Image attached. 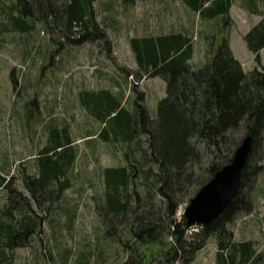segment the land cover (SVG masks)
<instances>
[{
	"label": "rangeland",
	"instance_id": "obj_1",
	"mask_svg": "<svg viewBox=\"0 0 264 264\" xmlns=\"http://www.w3.org/2000/svg\"><path fill=\"white\" fill-rule=\"evenodd\" d=\"M66 1L34 0L28 4L34 17L29 32L4 30L6 16L3 10L0 12V174L13 188L25 191L22 176L36 172L35 156L48 143L46 126L50 120L59 127H69L75 150L68 171L69 187L37 209L39 215L45 216V222L28 243L13 249V264H122L130 250L125 242L133 243L130 226L135 221L133 216L122 220L120 215H107L108 225L102 221L101 169L132 164V158L125 155L127 145L121 140L105 142L94 137L101 124L81 105L78 93L109 88L123 95L126 106L143 93L149 115L155 117L157 102L165 95V82L160 77H140L135 73L138 68L129 45L131 37L144 34L188 33L193 41L189 63L195 69L209 59L222 38H228L232 54L245 72L261 69L264 48L258 52L257 61L243 36L264 15V0H232L224 26L223 20L201 19L181 0H95L96 19L105 28L110 49L100 45L102 40L80 45L65 42L64 19H55V14L47 11L58 10ZM15 2L1 0L5 7ZM221 26V31H217ZM140 137L145 139L144 135ZM261 146L263 169L250 192L253 210L238 214L229 227L235 240L251 239L258 252L264 254V132ZM135 157L142 162V172L136 171L125 192L129 208H135L138 214L149 212L165 226L167 213L161 198L154 193L155 177L143 178L149 167L154 171L157 168L140 152ZM204 159L194 167L200 177L206 174ZM55 186L54 183L51 190ZM148 191L152 196H148ZM5 195L0 190V207L6 201ZM188 202L189 198L184 197L178 205L174 216L177 220ZM109 225H114L113 236L105 235ZM157 232L156 240L133 245L143 253L142 264H158L170 247L167 231ZM216 248L215 239L209 238L187 264H215Z\"/></svg>",
	"mask_w": 264,
	"mask_h": 264
},
{
	"label": "trees",
	"instance_id": "obj_2",
	"mask_svg": "<svg viewBox=\"0 0 264 264\" xmlns=\"http://www.w3.org/2000/svg\"><path fill=\"white\" fill-rule=\"evenodd\" d=\"M94 1L67 0L58 10L54 8L47 13H54L55 19H64L65 42L80 45L102 40L100 45L110 49L105 28L96 19ZM33 2L16 0L12 6L5 7L0 0V12L4 11L7 21L3 29L31 31L34 17L27 6ZM181 2L203 20H223V26L232 4V0ZM221 29L222 26L217 31ZM211 38L214 40L215 34ZM243 39L258 61V52L264 48V15ZM129 45L138 68L135 73L140 77H160L165 82V95L157 102L155 117L149 115L143 93H138L128 106L122 94L109 88L85 89L78 93L81 105L101 124L94 137L105 142L121 140L127 145L125 155L132 158V164L101 169L103 193L98 204L103 209L102 221H107L108 225L107 215H120L122 220L133 216L135 221L130 226L133 243L125 242L126 249L130 250L122 264H142L143 253L137 252L133 245L156 240L159 230L167 231L171 244L158 264L178 261L187 264L212 237L217 247L215 264H261L264 254L258 252L254 242L235 240L229 226L238 214H249L253 210L250 192L263 169L260 162L264 132V67L245 72L233 56L228 38H222L209 59L196 69L189 63L193 41L188 33L171 31L134 36L129 39ZM31 102L36 105L34 98ZM46 128L48 143L35 156L36 172L22 176L25 191L13 188L0 174V190L6 192V201L0 207V264H13V249L28 243L45 222V216L39 215L37 209L45 200H55L69 187L68 171L75 157L69 127L65 124L59 127L50 120ZM142 135L145 139L140 137ZM247 135L252 137L251 148L241 173L239 190L227 208L204 225L187 227L183 215L177 220L174 216L183 198L190 200L192 193L229 163L236 147ZM136 152L157 168L154 171L149 167L143 178L155 177L154 193L161 198L167 213L166 227L149 212L138 214L135 208H129L125 192L136 171L142 172V162L135 157ZM204 157L206 174L200 177L194 167L202 164ZM54 183L56 186L51 190ZM150 193L148 191V196H152ZM113 231L114 225H109L105 235L113 236Z\"/></svg>",
	"mask_w": 264,
	"mask_h": 264
},
{
	"label": "water",
	"instance_id": "obj_3",
	"mask_svg": "<svg viewBox=\"0 0 264 264\" xmlns=\"http://www.w3.org/2000/svg\"><path fill=\"white\" fill-rule=\"evenodd\" d=\"M252 137H243L231 161L218 169L189 200L183 211L187 227L204 225L219 216L231 203L240 187L241 173L246 163Z\"/></svg>",
	"mask_w": 264,
	"mask_h": 264
}]
</instances>
